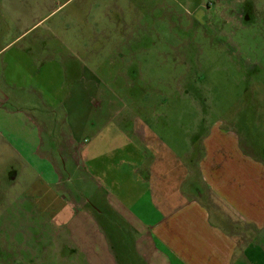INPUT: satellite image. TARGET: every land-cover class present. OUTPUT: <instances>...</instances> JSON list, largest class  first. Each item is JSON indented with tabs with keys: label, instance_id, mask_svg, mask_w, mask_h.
Instances as JSON below:
<instances>
[{
	"label": "rangeland",
	"instance_id": "obj_1",
	"mask_svg": "<svg viewBox=\"0 0 264 264\" xmlns=\"http://www.w3.org/2000/svg\"><path fill=\"white\" fill-rule=\"evenodd\" d=\"M22 1L29 25L51 14L20 38L7 54L36 39L51 41L47 29L76 37L79 32L73 12L90 2L70 0L60 7L66 0ZM121 1L122 30L104 32L96 15L92 30L87 28L85 33L91 44L73 47L78 55L88 57L77 64L78 71H91L88 83L107 89L123 107L116 118L152 127L158 142L154 146L159 147L162 142L183 167L189 168L183 181L180 174L185 171L175 165L167 176L165 184L174 189L180 186L182 192L172 193L174 202L202 196L203 188L193 169L218 167L212 160L234 166L235 160V189L247 190L254 212L261 209L262 231L257 227L255 213L247 235L253 247L261 246L264 253V0H198L202 2L198 9L186 7L185 0H178L173 14L158 8L172 0ZM93 3L94 9H99L100 0ZM104 39L114 43L134 40V45L107 47ZM33 90L36 88L23 82L9 86L7 93L0 88V107L17 116L30 117L35 133L50 130L52 143L45 142L42 136L41 142L32 144L35 150L42 151V147L58 146L60 134H68V129L60 111H43L41 97ZM5 97L17 101L1 103ZM29 103H33L31 108ZM129 125L126 123L125 127ZM4 129L19 131L17 125ZM7 142L10 140L6 134L0 133V264H84L68 238L66 224L56 222L48 212L53 208L38 206L31 200V190L27 194L18 182L11 181L21 170L28 174V182L34 181L36 174L25 168L16 144L10 148ZM206 150L217 152L214 159L204 154ZM249 167L253 171L245 176L248 186L242 188L239 171ZM177 170L183 172L178 174ZM63 178L65 188L70 190L63 193L68 201L77 205L91 198V187L84 190V180H89L86 174L67 170ZM149 188L153 190L150 185ZM257 204L262 207L257 208Z\"/></svg>",
	"mask_w": 264,
	"mask_h": 264
},
{
	"label": "crops",
	"instance_id": "obj_2",
	"mask_svg": "<svg viewBox=\"0 0 264 264\" xmlns=\"http://www.w3.org/2000/svg\"><path fill=\"white\" fill-rule=\"evenodd\" d=\"M185 1V6L193 9H198L202 3ZM121 2L100 0L99 9H94L93 0H90L84 9L73 12L74 26L79 32L76 37L67 33L54 34L53 29H47L51 41L45 43L36 39L7 54L20 38L51 13L29 25L22 0H0V70L3 79L0 88L7 93L9 86H18L22 82L29 88L35 87L32 93L41 97L43 111H60L63 125L68 129V134H60L58 146L35 150L32 144L41 142L42 136H45V142H53L50 130L45 128L44 132L35 133L30 117L17 116L0 107V133L9 138L10 148L16 144L19 159L25 162L28 171L36 174L34 181L28 182V174L21 170L11 181L18 182L27 194L31 190V200L38 206L53 208L48 212L54 215L56 222L66 224L68 238L84 264H264L262 247L254 246V249L251 237L247 235L251 233L248 226L255 213L257 227L262 231L261 209L254 212L247 190L235 189L238 170L234 166L237 162L232 160L234 166H225L227 161L223 164L212 160L218 167L193 169V175L203 188L202 196L174 202L172 193L182 195V192L180 186L174 189L165 184L167 176L175 165L185 171L186 174H180L183 171L177 170L183 175L180 180L183 181L189 168L183 167L162 142L159 147L154 146L158 142L152 127L144 122L116 118L123 107L115 102L107 89L88 83L91 71H78L77 64L87 61L88 57L78 55L73 47L91 44L85 33L87 28L92 30L96 15L104 32L122 30ZM178 3V0H172L158 8L173 14V6ZM97 10L100 11L95 12ZM104 36L108 37V34ZM104 41L107 47L134 45V40ZM89 56H92L91 52ZM77 79L81 81L78 83ZM16 101L5 97L1 103ZM126 123L129 127H125ZM14 125L19 127L17 133L4 129ZM215 153L206 150L204 154L210 158ZM67 170L89 177L84 180V190L91 187V198L76 205L64 197L63 193L70 192L63 182V173ZM252 171L251 167L239 171L243 176L242 188L248 186L246 181L249 179L245 176ZM94 179L97 182L94 183ZM256 207L262 206L257 204ZM212 217L219 224L215 219L212 223Z\"/></svg>",
	"mask_w": 264,
	"mask_h": 264
}]
</instances>
